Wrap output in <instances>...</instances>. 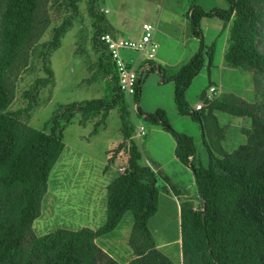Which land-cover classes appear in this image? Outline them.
<instances>
[{"label": "trees", "instance_id": "1", "mask_svg": "<svg viewBox=\"0 0 264 264\" xmlns=\"http://www.w3.org/2000/svg\"><path fill=\"white\" fill-rule=\"evenodd\" d=\"M228 1L227 9L206 11L191 5L185 13L191 35L200 41L198 51L187 63L173 68L146 60L138 70L136 115L172 135L174 154L191 168L201 201L199 208L188 201L180 204L183 264H264V50L258 47L264 42V0ZM69 3V17L54 27L51 39L45 41L44 75L35 77L22 91L26 103L23 107L8 110L14 97V84L8 76H16L27 65L29 47L39 40L47 22L39 24L40 0H0V264H120L96 239L112 232L128 212L132 216L128 245L133 258L125 264H175L157 248L148 227L149 219L158 211V178L165 177L150 165L139 163L141 153L131 139L128 103L99 41L101 33L115 29L106 19L108 10H101L98 0H87L86 10L94 19L92 41L99 48L98 69L104 79L108 78L105 96L58 105L47 121V130L34 128L19 118L21 113L29 116L38 103L40 90L54 81L50 53L60 46L62 35L79 13L76 0ZM212 16L229 25L225 62L253 73L255 99L261 98V102L242 103L229 95L207 99L202 94L201 109L186 104L185 92L204 66L205 56L208 66L212 65L213 45L205 50L200 27L203 17ZM154 70L162 82H174L178 113L199 124L207 165L195 164L193 138L176 131L163 108L144 112L138 105L142 75ZM113 108L118 110L123 134L116 151L128 140V157L124 169L106 185L104 222L97 228L59 227L36 235L32 224L40 215L50 173L65 148V126L76 114L80 124L100 115L93 126L95 134ZM215 111L250 118V126L241 128L246 141L230 152L223 146L224 128Z\"/></svg>", "mask_w": 264, "mask_h": 264}, {"label": "rangeland", "instance_id": "2", "mask_svg": "<svg viewBox=\"0 0 264 264\" xmlns=\"http://www.w3.org/2000/svg\"><path fill=\"white\" fill-rule=\"evenodd\" d=\"M87 0H76L79 13L72 20V25L61 37V44L50 53V66L54 73V81L51 85L43 87L38 95V103L31 113H21L19 118L28 122L37 129L47 130V121L60 104L91 100L105 96L104 83L108 78L98 69L97 58L99 48L92 41L94 30L93 17L87 10ZM122 4V23L116 34L123 37L138 38L141 34V25L150 23L154 27L153 39L158 44L156 59H166L172 62L173 68L187 63L198 51L200 41L190 33L189 21L185 15L190 5H198L209 11L213 8L227 9L228 0H98V6L107 9V20L116 27V6ZM158 4V5H157ZM99 9V8H98ZM97 9V10H98ZM101 12V10H100ZM71 13L69 0H40L38 19L39 24L47 22V26L37 42L29 47L27 65L16 76L10 74L9 81L14 85V97L8 110L23 107L26 103L22 91L29 87L37 76H43L42 55L46 51V42L51 39L53 28L57 27ZM183 16V17H182ZM188 21L187 27L183 21ZM224 21L216 16L203 17L200 27L203 33L204 44L210 49L213 45L214 56L212 65L208 66L207 57L205 64L193 77L185 92L188 107L201 102L202 94L211 95V98L230 96L243 102H254L255 93L253 85V73L249 70L237 69L227 64L224 60L225 48L229 40V30L220 34ZM182 43L178 52L174 45ZM260 50H264V42L258 43ZM156 50V49H155ZM159 52L164 56L160 57ZM129 57L139 58L138 51H127ZM157 63L156 60H154ZM162 62V61H161ZM165 67V65L161 64ZM168 74V73H166ZM112 85V84H110ZM214 86L216 93L209 92ZM174 82H162L160 74L154 70L143 73L141 91L138 105L144 112H152L157 108H163L169 123L181 133L191 136L195 144V164L207 165V151L202 143L199 124L187 115H180L174 102ZM237 95V96H236ZM259 98V97H258ZM238 102V100H236ZM262 99L259 98L258 103ZM240 102V103H241ZM136 102L134 97H128L130 118L129 128L134 132L138 126L144 127L145 135L134 137L133 142L141 149V162L145 157L153 158L156 163L154 169L158 172H167L171 175L172 185L181 192L174 194L165 180L158 178L159 205L156 214L148 221V227L156 242L157 248L167 255L175 264H183L180 238V204L188 201L193 208H199L201 201L197 196L193 173L190 167L183 165L174 156L175 139L160 125L145 121L136 115ZM158 104H161L159 106ZM218 120L224 128L225 138L222 141L225 150H234L238 145L246 141L241 133V128L250 126L249 117L233 116L225 112H216ZM100 115L80 124L79 115L76 114L71 122L63 130V141L66 150L58 159L53 169L59 166L66 154L69 157V165L54 170L52 169L48 179V189L41 202V211L38 218L32 224L36 235H44L56 228L65 227L79 229L85 226L97 227L106 202L99 192L98 165L102 158L110 151V156L116 154V146L122 139L121 121L117 108L109 111L105 122L98 126L97 132L92 133L94 123ZM137 128V129H136ZM126 148V146H125ZM109 159H112L111 156ZM128 157L126 149H122L121 158ZM60 161V162H59ZM72 164L79 163L77 179L72 187L68 182L73 173ZM67 163V164H68ZM158 163V164H157ZM151 164V163H150ZM159 166V169H158ZM63 168V169H62ZM157 168V169H156ZM123 170V169H121ZM174 188V189H175ZM131 213H127L119 228L115 232L101 236L96 243L105 247L107 254L121 257L127 252L131 253L125 235L120 237L121 244L116 247V236L128 226ZM105 220V211H104ZM90 225V226H89ZM124 234V233H123Z\"/></svg>", "mask_w": 264, "mask_h": 264}, {"label": "crops", "instance_id": "3", "mask_svg": "<svg viewBox=\"0 0 264 264\" xmlns=\"http://www.w3.org/2000/svg\"><path fill=\"white\" fill-rule=\"evenodd\" d=\"M147 1H149V2H153V1H156V0H147ZM158 1V0H157ZM158 5V4H157ZM191 6V5H190ZM190 6H189V8H190ZM189 8H188V10H189ZM101 10H107V9H103V8H101ZM124 10V7H123V5L122 4H119V5H117L116 6V27L114 26V24H112L111 22H109L108 20V23L115 29V31H118L119 32V29L117 28V26L118 27H121V24L120 23H122L123 24V20H122V16H121V12ZM187 10V11H188ZM187 11H185V13L187 12ZM183 17V16H182ZM106 19H107V17H106ZM203 19V18H202ZM202 19H201V21H202ZM184 23H183V26H184V24H185V27H187V25H188V21L185 19V17H184V21H183ZM144 23V22H143ZM228 24H222L221 23V28L220 27H218L217 28V30L219 31V33L220 34H222V33H225L226 31H227V28H228ZM153 41H154V39H153ZM155 42V41H154ZM156 43V42H155ZM156 50H154V58H153V61L154 60H156L157 61V63L158 64H163V65H165V66H167V67H171L172 65V62H170V61H167L166 59H162V58H159V60L160 61H158L157 59H156V54H157V47H158V44L156 43ZM181 46H183L182 45V43H180V44H178V46L177 45H174V48H177L176 49V53L178 52V50H179V47H181ZM205 47H206V45H205ZM206 49H208V48H205V50ZM226 49V48H225ZM125 52H127V51H124L122 54H123V56H125V57H128V58H132V57H129V56H127L126 54H125ZM159 55H160V57H162V56H164V54H163V52H159ZM162 61V62H161ZM206 62H204V64H205ZM104 87H105V83H104ZM216 88H215V91L214 92H211L212 94L213 93H216ZM140 91H141V86H140ZM210 92V91H209ZM105 94H106V92H105ZM237 96V95H236ZM207 99H211V95L210 94H207L206 96H205ZM125 100H126V102L128 103V97H126L125 98ZM186 100V99H185ZM201 102H203V101H201ZM201 102H197L196 104H198V103H201ZM195 104V105H196ZM159 106H161V104H158ZM190 108H195V106H190ZM128 109H129V107H128ZM216 112H218V111H215L214 113H215V115H216ZM129 113H130V111H129ZM217 116V115H216ZM129 118H130V114H129ZM218 118V117H217ZM219 121V120H218ZM220 123V122H219ZM221 125V124H220ZM140 126H142V125H140ZM140 126H138L137 128H139ZM136 128V129H137ZM137 131V130H136ZM121 135H122V139H121V141L119 142V143H121L122 141H123V134L121 133ZM134 137H137V138H139L137 135H136V132H134L133 130H132V133H131V139L133 140V138ZM125 146H126V148H125ZM125 146H123L120 150H118V151H116V154L113 156V155H111V156H113V158L112 159H109V154H110V152L108 151L107 153H106V155L102 158V160H101V162H100V164L98 165V169H99V171H98V177L96 178V180L98 181V185H99V192H100V194L102 195V197L103 198H105L104 197V193L106 192V185L115 177V176H117L118 175V173H119V170H121V169H124V166L126 165V163H127V156H125V159L124 158H121V154H122V149H126V150H128V140H126V144H125ZM137 146V145H136ZM137 148H138V150L140 151V153H141V156H142V151H141V149H139V147L137 146ZM65 150H66V145H65V148H64V150H63V152H62V154L65 152ZM127 153H128V151H127ZM62 154L60 155V157L62 156ZM111 156H110V158H111ZM174 156H175V154H174ZM59 157V158H60ZM69 155L68 154H66L65 155V157H64V159H63V161L60 163V165H61V167H64V166H67V165H69V163H68V159H69ZM175 158H176V156H175ZM177 159V158H176ZM195 159L196 158H194V161H195ZM178 160V159H177ZM60 162V161H59ZM68 163V164H67ZM70 163H71V165H72V167L74 168L73 169V173H72V177H71V179L68 181V182H70L71 184H72V187H73V185H74V183H75V180L77 179V175H78V172H79V163L78 162H74L73 164H72V161H70ZM139 163L140 164H142V165H150L153 169H154V167H155V165H156V163H154L153 162V158H151V157H145V159H144V162L142 163L141 162V158L139 159ZM151 163V164H150ZM158 164V163H157ZM59 165V166H60ZM154 167H153V166ZM59 166H56L55 168H57V167H59ZM54 168V169H55ZM53 169V170H54ZM63 169V168H62ZM157 169V168H156ZM158 169H159V166H158ZM160 170V169H159ZM161 174L162 175H164V177H165V181L169 184V185H172V178H171V175L169 174V173H165V172H161ZM76 175V176H75ZM173 186V185H172ZM174 187V186H173ZM176 190L177 189H179V188H175ZM178 191V190H177ZM179 192V195H181V192L180 191H178ZM105 204H106V202H105V199H104V208H103V211H102V214H101V217H100V221H99V223H98V226L99 225H101L103 222H104V211H105ZM127 214V213H126ZM126 214L123 216V218L126 216ZM123 218L121 219V221L119 222V223H121L122 222V220H123ZM119 225L120 224H118L117 226H116V228L112 231V232H115L116 230H118V228H119ZM90 226V225H89ZM97 226V227H98ZM131 226H132V216L130 217V219H129V223H128V226L125 228V230H122L121 231V235H117L116 236V247H117V245L118 244H121V242H120V237L122 236V235H125V237H126V241H127V244H128V238H129V234H130V231H131ZM91 228H94V226H90ZM97 227H95V228H97ZM111 233V232H110ZM109 234V233H108ZM107 235V234H106ZM98 239V238H97ZM96 239V240H97ZM101 247V246H100ZM104 251H106L107 252V250H106V248L105 247H101ZM112 257L118 262V263H120V264H125V263H127L129 260H131L132 258H133V253L131 252H127V249H125V254L124 255H122L121 257H123V258H121L120 259V257H117V256H114V255H112Z\"/></svg>", "mask_w": 264, "mask_h": 264}, {"label": "built area", "instance_id": "4", "mask_svg": "<svg viewBox=\"0 0 264 264\" xmlns=\"http://www.w3.org/2000/svg\"><path fill=\"white\" fill-rule=\"evenodd\" d=\"M153 31L152 24L143 23L138 38L119 36L115 30L103 32L99 36L103 51L117 77L119 90L125 98L134 97L136 93L139 67L144 61L154 58V50L157 45L153 41ZM124 51H138L140 56L134 60V58L123 56ZM209 91L214 92L215 87L211 86ZM202 106V102L198 103L195 105V109H201ZM136 135L138 137L145 135L143 126L138 128Z\"/></svg>", "mask_w": 264, "mask_h": 264}]
</instances>
